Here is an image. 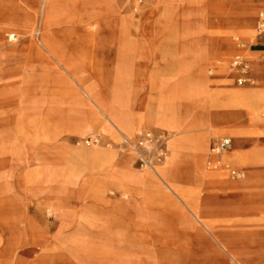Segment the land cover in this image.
<instances>
[{
	"label": "rangeland",
	"instance_id": "rangeland-1",
	"mask_svg": "<svg viewBox=\"0 0 264 264\" xmlns=\"http://www.w3.org/2000/svg\"><path fill=\"white\" fill-rule=\"evenodd\" d=\"M32 1L0 0V28L30 17ZM263 17L264 0H53L48 16L50 41L83 68L85 85L116 115L125 114L127 106L134 115L144 103L171 97L184 126L181 136L190 144L193 139L207 143L210 156L203 170L234 182L244 173L259 178L231 198L218 190L220 184L214 192H202L210 205L215 194L228 201L227 207H210L203 215L214 228L223 229L221 220H230L241 232L244 250L236 261L212 244L207 229L162 181L163 189L129 183L134 193L125 197L116 185L104 183L112 162L75 156L78 150L132 154L133 169L142 172L150 166L145 158L163 164L157 156L160 147L166 152L168 129L143 127L129 137L97 107L95 113L80 102L79 114L47 111L58 105L57 92L67 88L45 52L16 45L0 49V264H264V127L245 109L239 119H228L238 109L210 102L218 93L264 91V53L252 51L264 49V37L241 44L243 32L259 34ZM201 51L211 57L200 71L186 74L194 82L167 81V72L187 69L200 60ZM237 57L250 66V83H238ZM251 62L257 64L251 67ZM27 90L43 101L41 112L13 111ZM66 97V106L75 105L72 96ZM79 122L90 124L87 132H81ZM234 126L242 132L243 152L252 158L227 166L219 161L217 167L211 154L219 141L229 138L235 153L241 151L235 139L214 137L210 128ZM90 139L97 141L86 143ZM189 151L178 179L198 189L202 182L193 176Z\"/></svg>",
	"mask_w": 264,
	"mask_h": 264
},
{
	"label": "bare ground",
	"instance_id": "bare-ground-1",
	"mask_svg": "<svg viewBox=\"0 0 264 264\" xmlns=\"http://www.w3.org/2000/svg\"><path fill=\"white\" fill-rule=\"evenodd\" d=\"M53 0H33L30 3L32 13L30 17L23 20H14V26L12 28L6 29L5 27L0 28V49L6 46H36L38 49L42 50L46 59L53 64L54 68L58 72V82H63L65 84L66 90H61L57 92L55 98V103L58 105L50 107L47 111L57 114H79L81 109H79L78 104L92 106L95 113H97L95 107H97L103 114V116L108 119L116 130H118L123 135L133 137L136 132L141 130L143 127L149 126H160L169 130L171 138H167V149L166 155L163 159V164L157 166L151 164L142 172H138L133 169V159L132 154L123 155L117 157L116 154L107 151H89V150H78L75 156L82 160H94L95 162H112L117 161V163L109 164L110 170H108L107 175L104 177V183H111L118 187L121 193L125 197H130L133 195L132 189L129 187V183H136L138 186L145 187H161V181L167 186L175 195L183 202V204L189 209L192 215L197 221H199L208 231L210 236L213 238L218 249L228 254L233 260L238 259L239 253L244 250L243 247L239 246L241 241L240 236L242 235L240 231L235 230L230 226V220H221L219 224L223 225V229L214 228L212 223L205 219L204 211L208 208H222L224 205H229L227 199L219 198L220 195L215 194L216 200L213 204H209L207 201L203 200L202 192L210 191L216 189V185L220 184L218 190H222L227 198H231L244 190L246 187H252L250 183H255L259 178H250L249 174L244 173L240 182H234L228 177L221 176V173L214 172L209 173L202 169V164L206 157H209V149L205 140H190L181 136V131L184 126L181 120H178L175 116L176 108L173 105V100L171 97L163 95L157 101L151 100L144 103L140 107V111L136 114L130 115L128 106L124 111L125 114L120 116L116 115L111 111L106 105H104L97 94L89 86H86L84 82H88L87 76L82 67H79L77 63L73 62L68 55L60 51L48 38V16L50 14V6ZM29 13L26 11V14ZM30 14V13H29ZM91 29L97 30V25L93 22L90 24ZM259 34H256L254 30L245 31L242 34L243 46L255 44L258 42ZM239 38L240 37H236ZM12 47V48H14ZM246 52H251L246 49ZM211 55L208 51H201L199 53L200 60H195L188 64L187 69L184 67H178L175 70L172 68L168 74H166L167 81L175 82H194L193 80H186V74L193 71H200V65L203 61L210 59ZM169 60V59H168ZM257 63L251 62V67L255 66ZM250 67V66H249ZM35 91H22L20 93V105L13 109L14 112L21 115L27 113H37L41 112L40 104L43 102L35 97ZM72 96L75 105L66 106L67 97ZM11 98H17L15 96H10ZM60 97H65L61 99ZM210 102L213 106L223 107V108H234L238 109L235 112L229 114L228 119H239L245 109L248 114L253 118V121L257 126L264 127V91H259L256 89H244L236 90L227 93H218L210 96ZM224 99V100H223ZM13 101V100H12ZM9 102V101H5ZM80 102V103H79ZM6 104V103H4ZM80 104V105H81ZM60 105V106H59ZM43 108V107H42ZM239 110L241 112H239ZM225 118V120H228ZM209 124V123H206ZM82 130V133L87 132L90 128V124L82 122L77 125ZM106 128H108L106 126ZM211 133L214 137H220L222 135H228L231 139H235V146L239 147V153H235V147L232 144V140L229 138L222 139L217 143L223 142L224 140H229L230 145L220 150L219 152L212 151L215 155L211 154L212 158L215 159V164L217 167L219 164L217 162L225 164L226 166L234 162L237 164H242L252 156L250 154L243 152V145L245 141L242 139V132L237 127L228 128L222 130L220 128L211 127ZM237 149V150H238ZM241 149V150H240ZM191 157L194 164L193 176L200 183L198 189L192 188L182 184L178 178L181 175L180 164L183 159L187 156ZM39 159H37L38 161ZM162 162V161H161ZM69 169V168H68ZM67 169L62 168L61 175H65ZM261 182L264 184V176L261 177ZM160 180V181H159ZM202 187V189H201ZM242 190V191H243ZM217 192V190H216ZM52 209L57 210L58 205L52 204ZM240 209V208H239ZM238 210V209H237ZM264 213V210H262ZM264 221V219H262ZM240 232V233H239Z\"/></svg>",
	"mask_w": 264,
	"mask_h": 264
},
{
	"label": "built area",
	"instance_id": "built-area-1",
	"mask_svg": "<svg viewBox=\"0 0 264 264\" xmlns=\"http://www.w3.org/2000/svg\"><path fill=\"white\" fill-rule=\"evenodd\" d=\"M257 31H258L260 36L264 37V17L259 21ZM233 65H234V67L238 68V70L240 71V76L237 79L239 84H246V83H250L252 81V78H251V75L249 72L250 68L244 59L237 57L233 61ZM163 140L165 142V139H163ZM91 141L94 142L97 140L96 139L95 140L90 139V140H87L86 143H90ZM229 145H230L229 140H224L223 142H220L218 145L214 146V148L212 150L219 152L220 150L227 148ZM159 153H160V155L157 156V159H158L157 161L161 162L164 159L166 152L162 147H160ZM145 160H147L148 165H151L150 160H148L146 158H145Z\"/></svg>",
	"mask_w": 264,
	"mask_h": 264
},
{
	"label": "crops",
	"instance_id": "crops-1",
	"mask_svg": "<svg viewBox=\"0 0 264 264\" xmlns=\"http://www.w3.org/2000/svg\"><path fill=\"white\" fill-rule=\"evenodd\" d=\"M253 52H256V53H264V49H259V50H252ZM264 80V79H263Z\"/></svg>",
	"mask_w": 264,
	"mask_h": 264
}]
</instances>
